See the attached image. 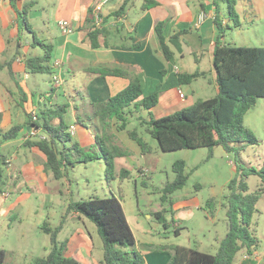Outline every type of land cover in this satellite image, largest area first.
Here are the masks:
<instances>
[{"label":"crops","instance_id":"1","mask_svg":"<svg viewBox=\"0 0 264 264\" xmlns=\"http://www.w3.org/2000/svg\"><path fill=\"white\" fill-rule=\"evenodd\" d=\"M6 1L17 20V15L12 9L10 0ZM154 1L157 2L156 5L143 9L144 0H132L127 5L124 13L113 15L122 6L124 0H108L107 2L105 0H58L55 18L60 32L48 28L47 32L42 33V38L38 37L52 48V58L49 61L53 70L50 73V85L47 86L45 79L34 76L35 73L41 72H31L27 69L26 59L35 57L34 55L28 56L27 51L25 53L21 52L20 55L18 53L19 56H11L9 60L4 62L11 61L13 74H10L7 67L0 70V134L2 137L3 132H6L13 125L26 123V112L38 113L41 110L62 105L66 101L69 106L65 113L68 121H65L69 128L71 125H75L72 134L74 139L79 142L81 147L92 148L95 146L97 134L102 132L99 117L93 114L95 110L93 103L107 100L125 88L132 79L138 78L140 80L145 96L156 91L159 92V102L151 109L152 113L156 109L163 110L168 107H175V105L185 108L187 107L185 105L186 100L189 99L190 105L195 102H191V96L187 94L188 91L195 92V88L193 87L194 82L185 84L187 86L186 90L182 88L184 84H180L178 81L179 75L182 73H193L197 69L206 71L208 78H203L208 79L209 83L216 87L217 93L219 92L216 72L213 67V53L218 40L222 45H234L232 42L239 43V41L244 43L241 45L235 44L237 46L250 45L245 43L258 40L264 46V37H261V35L264 36V0H236L235 8L238 15V24L230 18L228 5L224 0ZM26 3H31L33 6L35 2L34 0L18 1L20 7ZM99 5H101L100 13L104 23L98 27H102L104 30L98 39V46L93 48L89 31L95 23L91 20V15L94 14L96 7ZM32 6L29 8V14ZM2 15L0 17V27L2 28L0 38L10 40L11 36H14V29L10 24V20L5 17L6 15L4 13ZM202 16L204 19H201ZM217 17L223 21L224 26L229 25L222 36H220L215 22ZM61 20H68L73 30L67 33L64 32L59 25ZM161 21L166 23L164 35L166 43L173 52L172 60L166 59L156 32V25ZM236 24L237 26H235ZM17 28L21 33L22 29H20L18 22ZM227 31H230L231 35H228ZM36 32L32 33L38 36ZM10 42L12 41L10 40ZM32 43L33 41L27 42L26 50L36 46L41 47L39 44L33 45ZM19 45L21 47V44ZM0 51H6V48L0 46ZM43 55L37 54L36 57ZM57 59L63 62L61 68L62 79H66V73L70 75L73 81V90L80 96L81 108L84 114L87 115V119L90 120V125L84 124L86 118L83 119L78 113V103L73 99L67 100V96L70 94L65 88V82L63 81V85L58 88L53 85L54 62ZM206 65H208V69L204 67ZM102 67L120 68L125 74L99 77L91 72L93 68ZM77 75H79V80ZM78 85H81L82 91L78 90ZM179 89L185 92V98L179 96ZM258 104L257 102L244 117L246 126L255 134L258 127H264V111L258 109ZM254 110L259 111L256 113ZM166 111H169V109ZM125 112L127 117L125 126L127 129H131L129 127L135 123V120L142 116H148L149 110L130 106L125 109ZM167 114L170 113L166 112L164 115ZM247 121L250 124H247ZM32 128L34 129L31 123H26L17 138L3 139L0 142L2 149L7 148L11 153L10 156H6V166L9 174H4L6 179V182L4 179V184H6L4 192H8L9 195H0V217L8 219V226L11 231L18 224H21L22 220L14 223V221L9 222V219L20 214L21 207L28 203L32 192L44 191V194H49L51 189L49 183L54 179L52 173L47 171L45 167L44 155H38L37 147L26 145L27 140H35L38 137L37 134H41L40 131H36L32 136ZM135 128L147 141L144 135L147 133L144 130L140 131L138 127ZM112 129L114 143L128 152L126 156L116 157L115 165L120 164L123 166L122 168H126L125 165H128V163L135 164L138 169V176L144 169H147L152 175V168L146 164V154L142 153L137 141L130 137L127 129L118 127L116 118L112 123ZM257 138L259 139L257 146H260L262 139L258 136ZM129 144H132L133 149L129 147ZM123 145L128 146V148L123 147ZM23 146L29 147L33 155L24 151ZM130 151H133L134 157L130 156ZM72 167L74 168L75 165ZM130 175L132 174L130 173ZM67 182H70L69 178ZM259 185L262 186V182ZM17 192L19 194H16ZM122 199L120 198L125 210V201ZM199 203V200H196V205H200ZM48 205H50V202L43 200L41 207L46 208ZM130 206L134 211L133 205L130 204ZM13 207H15V210L12 209ZM257 209L251 224V231L258 238L259 243L253 248L252 252H248L245 248L240 250L236 255L235 264H264V194L257 204ZM45 222L48 221H44L43 224ZM68 223L76 226L74 227V233L69 237L67 255L78 256L82 261L81 264H99L103 258V243H100L98 237L95 238L96 233L90 232L88 227L83 228L80 226L84 222L78 214L69 215L65 220L64 227ZM129 223L136 237L135 229L130 221ZM139 224L140 220L137 218V225ZM140 227L137 229L143 232L146 231V228L143 230V227ZM21 228V225L17 227V230H21L18 231V241H24L26 236ZM149 231L152 232V230ZM223 237L217 239L218 246ZM136 240L138 251L142 253V249H146L143 252L145 264H166L170 260L169 253L159 252L157 248L151 247L153 245L151 243H148L150 246L147 247L140 246L137 237ZM22 243H20V246H15L18 251L21 250Z\"/></svg>","mask_w":264,"mask_h":264},{"label":"trees","instance_id":"2","mask_svg":"<svg viewBox=\"0 0 264 264\" xmlns=\"http://www.w3.org/2000/svg\"><path fill=\"white\" fill-rule=\"evenodd\" d=\"M18 1L10 0V4L17 15L20 29L24 27L35 33L29 21V8L32 4L26 3L20 7ZM131 1L124 0L122 6L113 15L124 13ZM224 2L228 5L230 18L238 24L236 0H224ZM156 4L154 0H144L142 8L147 9ZM91 20L94 23V14L91 15ZM215 22L220 36L224 35L229 25L224 26L219 17ZM165 24L163 21L158 22L156 32L166 59L172 60L173 52L166 43L164 35ZM103 30L102 27L93 25L89 31L93 48L98 46V39L103 34ZM32 44L41 45L45 53L40 57L27 58V69L31 72L52 73V66L49 63L52 58L51 46L40 40L36 34ZM5 67L10 74H13L11 61L0 64V70ZM213 67L219 92L215 96L198 99L192 105L164 116L156 117L151 112V109L159 102V92L145 96L138 78L132 79L125 88L107 100L93 103L95 107L93 114L99 117L101 123L102 132L97 134L96 146L100 147L102 156H94L74 139L64 119L69 106L67 103L38 113L26 112V123H31L34 129L42 134L41 139H29L26 145L37 147L44 155L47 171H50L57 180L68 177L70 165L74 166L73 159L70 157L72 152L78 155V162H89L103 157L111 177L127 178L131 173L128 168L118 169L117 172L114 169L115 158L126 156L128 152L114 143L112 123L116 118L118 127L127 129L125 109L135 106L149 110L148 116L139 117L138 121L144 127V131L158 141L163 151L207 147L209 154L206 160L212 158L216 146H222L229 153L234 152L238 157L237 172L227 184L226 202L223 204L226 208L227 232L219 241L218 250L215 253H208L180 244L163 245L157 250L170 254V260L166 264H235L236 255L240 250L245 248L248 252H252L259 243L258 238L251 231V224L258 210L257 204L264 194V165L257 168L246 165L244 162L239 163V159L242 161L241 153L247 146L259 144L256 134L246 126L244 117L260 98H264V46L222 45L218 40L213 53ZM91 72L99 77L125 74L122 69L112 67L93 68ZM206 75V71L197 69L193 73L180 74L178 81L180 84H190L194 79L206 77ZM56 120L58 121L55 122ZM26 123L13 125L3 132V139L17 138ZM127 130L130 137L137 141L143 154L153 152L152 144L138 133L137 128ZM6 164L7 159L3 155L0 144V195L4 192L3 166ZM173 171L175 178L165 184L161 196L163 204L169 202L170 206L174 201L172 194L183 188L190 176V173L186 172L184 159L174 162ZM251 175H257L262 179V186L255 191L250 190L247 182ZM144 176V179L148 180L152 175ZM217 204L215 197L207 200V206L210 209L215 208ZM166 211V208H162L154 214L165 227H168ZM70 214L85 216L96 224L103 243V258L99 264H145L144 256L136 248L137 240L122 202L116 195L71 200L57 226H52L49 222L43 224L42 229L50 235L51 248L46 256L36 258L31 264L82 263L78 256L67 255L69 238L61 240L59 237L65 220ZM175 232L179 233V229H175ZM7 254V250L0 247V264H5Z\"/></svg>","mask_w":264,"mask_h":264},{"label":"rangeland","instance_id":"3","mask_svg":"<svg viewBox=\"0 0 264 264\" xmlns=\"http://www.w3.org/2000/svg\"><path fill=\"white\" fill-rule=\"evenodd\" d=\"M34 2L29 14V21L32 23L35 31H37L38 37L42 38V33L47 32L48 28H53L54 31L60 32L55 18L58 0H34ZM3 13L10 20V24L14 29V36L10 38L12 42L8 38H0V46L6 48V51H0V63L9 60L11 56H19L21 52L25 53L27 51L28 56L44 54V50L40 46L26 50L27 42L33 41L34 35L24 27L21 33L18 31L17 20L6 0H0V17L3 16ZM1 30L2 28L0 27V32ZM227 32L228 35H231L230 31ZM261 37L264 36L261 35ZM19 44H21V47ZM232 44L241 45L244 43L239 41V43L232 42ZM245 44H250L245 46H262V43L258 40L249 41V43ZM204 67L206 69L209 68L208 65ZM66 74L67 77L63 81L65 82V88L70 94L67 96V100L73 99L78 103V113L83 119L86 118L84 124L90 125V120L87 119V115L84 114L81 108L80 96L73 90V81L70 75L68 73ZM34 76L45 79L47 86L50 85L51 75L49 73H35ZM206 78H208V74ZM77 79L79 80V75H77ZM193 82L195 92L186 91L191 96V102L209 98L217 94L216 87L212 83H209L208 79L200 77L194 79ZM78 87V90L82 91L81 85H78ZM182 88L186 90L187 86L184 84ZM186 101L185 105L189 106V99L187 103ZM258 103V109L264 111V98H260ZM179 108V106L175 105V107H168L167 109L169 111H166V108L163 110L156 109L153 114L157 117L166 114V112L172 113L182 109ZM254 111L258 113L259 110ZM64 118L68 121L66 114H64ZM120 123L121 121L119 120ZM247 124H250V122L247 121ZM135 127H138L140 131L144 130V127H142L138 120H135V123L129 128L133 129ZM32 130L33 136L36 130L33 128ZM256 130L257 136L262 139L261 145L249 146L246 151H242V161L239 159V163L241 162L243 164L244 162L246 165L261 168L264 165V127H258ZM37 135L41 139L42 134L38 133ZM144 135L154 149L153 152L146 154L147 161L141 159L142 161H146V164L152 168V176L150 179L145 180L142 172L138 176V169L135 164L129 163L125 167L129 168L132 175L127 178H113L107 172V165L104 158L93 159L89 162H78V155L72 152L70 157L73 159L75 167L73 168L71 166L72 164L70 165L67 179H52L49 183L51 189L47 195L44 194V191L38 193L32 192L28 203L21 207L20 214H17L15 217L12 216L9 219V222L14 221V223L22 220L21 224H18L11 231V228L8 226V219L0 217V247L5 248L8 253L5 264H31L36 258L46 256L51 248L50 235L44 232L41 226L44 221H48L51 225L57 226L71 200L108 197L112 195L124 199L125 211L135 229L140 246L144 245L147 247L150 246L148 243H151L153 244L151 245L153 248H162L163 245L167 244H180L191 246L205 252L215 253L218 250L217 239L225 236L227 232L226 208L223 204L226 202L227 184L237 172L236 161H238V157L234 152H227L222 146H216L214 148V155L209 160H206L209 154V148L207 147L163 151L155 138L148 133ZM38 137L35 140H38ZM2 140L3 137L0 134V142ZM123 147L128 148L126 145H123ZM129 147L133 149L132 144H129ZM22 149L32 154L29 147L23 146ZM85 150L91 152L94 156L103 155V152L99 146H96V143L94 147H86ZM2 152L4 156L11 155L7 148H3ZM130 153V156L134 157L133 151H130ZM38 155H42L39 150ZM178 159H184L186 161V172L190 173V176L186 185L172 194L174 201L170 206L169 202L163 204L161 199L163 194L162 188L169 180L175 178L173 164ZM122 167V165L116 164L114 167L115 172ZM3 171L4 174H9L6 165L3 166ZM68 178L70 182H67ZM247 182L250 190L255 191L260 187L259 184L262 182V179L257 175H251L248 177ZM5 186L6 184H4ZM16 194L19 193L17 192ZM210 197H215L218 201L217 206L213 209L207 206V200ZM43 200L46 202L49 201L50 205L46 208L41 207ZM196 200H199L200 205H196ZM130 204L133 205L134 211H132ZM162 208L167 209L165 213L169 222L168 227H165L154 214ZM12 209L15 210V207ZM82 218L85 225L80 224V226L83 228L88 227L90 232H95L97 235L95 238L98 237L100 243H102L96 224L85 216ZM137 218L140 220L139 225H137ZM19 225H21V229L26 234L24 241H18L17 239L18 231H21L17 230ZM75 226L68 223L60 232V239L64 240L65 238L71 237L74 233ZM140 226L143 227V230L146 228V231L144 230L143 232L137 229L138 227L141 228ZM177 228L179 229V233L175 232ZM149 230H152V232ZM20 243H22V247L18 251L15 246H20ZM32 244L34 246L30 247ZM144 251L146 249H142V255L145 258Z\"/></svg>","mask_w":264,"mask_h":264},{"label":"built area","instance_id":"4","mask_svg":"<svg viewBox=\"0 0 264 264\" xmlns=\"http://www.w3.org/2000/svg\"><path fill=\"white\" fill-rule=\"evenodd\" d=\"M107 1L108 0H105V2H107ZM100 10H101V5L97 6L95 11H94V19H95L94 23H95L96 26H101L104 23V19H103L101 13H100ZM201 19H204V17L202 16ZM59 25L62 28V30L64 32H66V33L67 32H71L73 30V28L71 27V24H70V22L68 20H61L59 22ZM62 63L63 62L60 59H57L54 62L55 72H53L52 80H53V85L56 86V87H60L61 85H63V79H62V76H61ZM178 92H179V96L181 98H185L186 97L185 92L182 89H179ZM69 130L73 134L74 130H75V125H71ZM148 173L149 172H148L147 169L142 170V174L147 175ZM2 194L4 196L9 195L8 192H6V191L3 192Z\"/></svg>","mask_w":264,"mask_h":264}]
</instances>
